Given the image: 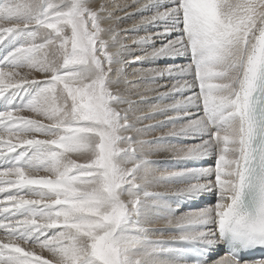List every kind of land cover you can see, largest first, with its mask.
Here are the masks:
<instances>
[{
	"label": "snow or ice",
	"instance_id": "1",
	"mask_svg": "<svg viewBox=\"0 0 264 264\" xmlns=\"http://www.w3.org/2000/svg\"><path fill=\"white\" fill-rule=\"evenodd\" d=\"M133 5L154 11L140 23L160 29L133 41L144 59L173 61L139 73L173 81L157 99L174 102L153 106L166 117L159 126L173 127L154 140L142 137L157 125L137 127L147 117L134 115L147 101L124 94L134 50L105 26L107 3L0 0V47L9 49L0 58V182L12 189L0 187V264H187L189 256L192 264H264V0ZM182 58L188 63L175 62ZM169 137L198 143L177 147L164 143ZM151 151L214 163L169 170L146 158ZM160 184L183 187L148 190ZM202 197L215 203L179 216L170 202ZM153 215L178 234L153 239ZM219 245L227 251L213 258Z\"/></svg>",
	"mask_w": 264,
	"mask_h": 264
},
{
	"label": "bare ground",
	"instance_id": "2",
	"mask_svg": "<svg viewBox=\"0 0 264 264\" xmlns=\"http://www.w3.org/2000/svg\"><path fill=\"white\" fill-rule=\"evenodd\" d=\"M97 3L104 2L107 3L111 11L113 13V20H109L105 22V26H113L118 27L120 32V36L122 38V42L128 45L130 48L134 50V55L126 57V63L124 64L125 68V79L129 82L128 89L124 90V94L129 96L134 101H139L140 97L143 96L144 99L147 101L143 104H138L139 111L136 112L134 115L147 117L143 119L141 123L137 125V127H143L146 125H157L156 127L150 129L142 139L145 140H154L163 134L167 133L172 127V124H166L164 127H160L159 125L165 121L166 117L163 115L155 114L153 112L154 105H163V104H170L174 102V99H164L159 100L157 99L159 93H164L168 91V88L171 87L173 81L163 78L158 79L155 83H150L146 81L144 78L140 76V70L148 69V68H163L169 63H173L172 60L169 59H159L156 61H150L144 59V52L140 50V48L133 43L138 37L145 36L148 34L155 33L159 31L157 27L152 25H144L141 24L140 21L143 17H148L154 14V11H137L136 7L133 5V0H96ZM143 2V0H141ZM123 5H132L130 7H126L124 10H120L117 6ZM121 18L118 22V25L114 23L115 18ZM5 27L10 25L5 24ZM166 39H171V37H166L164 39H156L153 47H159L162 43H166ZM8 48L0 47V54L1 58L3 55L6 54ZM150 50V49H148ZM115 51V49H113ZM139 57V59H137ZM176 63L186 64L188 63L187 58H182L177 61ZM21 72V75L25 74L26 70H18ZM28 78L30 79H43V76L36 74L34 72L27 73ZM13 80H17L18 78L13 77ZM167 86V87H165ZM121 88L124 89V85H121ZM148 89H155V91H149ZM198 90V89H197ZM191 93H185V95H190ZM180 96H175V99H181ZM193 112L196 110L193 109ZM21 115L28 116L29 118L34 119H41L40 117L36 116L33 113L24 112ZM175 113L169 112L168 116H175ZM185 121H181L180 123H184ZM47 123V121H45ZM179 125H177L178 127ZM39 139H48L49 137L38 136ZM6 139H9L6 137ZM11 142L16 143L17 138L11 137ZM164 143H168L170 145H176L177 147H183L186 145H191L198 143V141L191 139V138H167V141ZM20 149L18 148L17 151ZM71 156L72 159L77 160V162H83L82 158L78 155L73 153ZM152 161H156L158 163V167L160 168H167L169 170H176V168H189V169H196V168H207L214 163V159H208L203 161H196V160H187L177 162L175 161L172 153L170 151H151L149 155L146 157ZM2 170V169H1ZM159 174V173H157ZM39 175H50L44 172H40ZM15 176H8L5 177L4 180H15ZM2 183L0 187L8 188L7 183ZM179 187H183L182 184H160V185H153L149 187V191L158 192V193H166L171 195L175 190ZM208 200H211L212 203H215V197H208V198H200V199H191V200H177L172 199V206L177 208L176 215L179 216L184 212L195 210L197 208H202L204 204L208 203ZM150 219L152 223L149 225L153 229H157L158 231L155 232L153 239H171V237L177 235L178 233L171 228L165 220L157 219L155 216H151ZM170 246L172 247H179L178 244L173 243ZM222 245L218 246V250L213 253V258L220 255V249ZM36 250V249H35ZM34 250L35 255L41 256L44 259H52V257L46 252L41 251L40 249L37 251ZM192 257L189 256L186 258L187 264H192Z\"/></svg>",
	"mask_w": 264,
	"mask_h": 264
},
{
	"label": "rangeland",
	"instance_id": "3",
	"mask_svg": "<svg viewBox=\"0 0 264 264\" xmlns=\"http://www.w3.org/2000/svg\"><path fill=\"white\" fill-rule=\"evenodd\" d=\"M72 154H73V153H69L68 155H69L70 157H73V156H71ZM37 249H38V248H37ZM37 249H36V250L34 249V250L37 251ZM38 250H39V249H38Z\"/></svg>",
	"mask_w": 264,
	"mask_h": 264
}]
</instances>
